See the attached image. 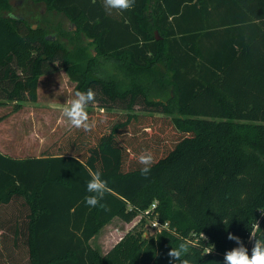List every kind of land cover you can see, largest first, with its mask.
<instances>
[{
    "label": "trees",
    "instance_id": "16d2710c",
    "mask_svg": "<svg viewBox=\"0 0 264 264\" xmlns=\"http://www.w3.org/2000/svg\"><path fill=\"white\" fill-rule=\"evenodd\" d=\"M32 1L64 14L96 54L48 40L45 28L7 16L12 2L0 0L1 100L36 102L40 78L63 68L75 91L96 92L90 120L93 106L137 107L170 117L178 140L154 159L147 179L142 165L127 162L131 145L117 137L130 119L94 141L73 128L41 157L0 153V206L18 200L28 209L14 229L25 239L29 264H165L142 254L141 236L129 234L105 258L90 245L115 218L130 223L156 201L161 221L180 232H163L161 240L178 247L191 232L210 237L218 254L190 247L192 264H224L225 253L239 246L228 234L247 247L256 222V238L264 240V29L231 53L222 47L216 70L201 69L205 60L200 65L190 30L182 29L184 12L198 0H135L132 9L110 14L103 0ZM234 2L264 26V0ZM90 171L108 182L107 211L84 203Z\"/></svg>",
    "mask_w": 264,
    "mask_h": 264
},
{
    "label": "rangeland",
    "instance_id": "374dc122",
    "mask_svg": "<svg viewBox=\"0 0 264 264\" xmlns=\"http://www.w3.org/2000/svg\"><path fill=\"white\" fill-rule=\"evenodd\" d=\"M11 2L12 11L7 16L24 20L30 26L36 25V29L45 28L48 36H57V40L68 48L80 45L96 54L94 46L84 34L78 29L69 30L73 25L64 14L48 11L45 4L32 0ZM56 70L40 78L36 102L26 99L18 103L0 99L2 103L0 121H5V125L0 128L3 129V140L13 149H23L24 156H43L46 150L66 137L74 128L64 117L63 108L67 101L74 98L76 84L69 79L63 68ZM92 108L95 113L93 118L95 128L89 132L90 141L107 136L114 126L121 125L129 119L133 120L130 126L121 129L117 134L120 142L125 146L131 145L133 149L127 153L129 158L127 162H137V165H140L138 156L146 151L151 152L155 159L178 140V134L171 128L170 117L162 114L146 113L137 107L133 111L119 109L110 111L97 106ZM15 111L22 113L15 118L9 117L13 116ZM38 148L40 151H37ZM27 214L28 209L22 206V201L15 200L9 205L0 206V264H29L25 239L21 235L17 236L14 229L15 225L23 223ZM129 234L147 240L143 255L148 254V257L155 255L162 258L165 264H170L168 252L174 245L168 239L161 240L159 235L162 233L156 232L148 220L140 218L130 223L116 218L101 229L90 245L100 257L105 258L116 251L118 245ZM170 234L175 238L180 237V232L176 235ZM172 263L174 261H171Z\"/></svg>",
    "mask_w": 264,
    "mask_h": 264
},
{
    "label": "crops",
    "instance_id": "0c3cea01",
    "mask_svg": "<svg viewBox=\"0 0 264 264\" xmlns=\"http://www.w3.org/2000/svg\"><path fill=\"white\" fill-rule=\"evenodd\" d=\"M240 6L238 3L236 5L234 0H198L196 6L191 5L184 12L182 29L188 28L190 30V37L192 38L190 45L198 51L200 65L204 62L202 60H205L203 63L205 67L201 65V69L216 70L214 65L218 63V58L220 57V61L221 56L225 53L221 50L222 47L229 45L231 53V46L242 47L251 42L256 34L263 31V24L259 20L250 19V14L246 12L244 7ZM227 23L228 25H225ZM226 30L228 32H225ZM225 33H228L227 38L224 37ZM193 39L195 40L193 41ZM225 39H228V42H223ZM20 113L22 112L15 111L13 116L9 117L15 118ZM2 125H5V121H0V128ZM2 130L0 129L1 154L16 159L41 157V155L27 157L22 154L23 149L9 147L3 140ZM37 151L40 149L38 148Z\"/></svg>",
    "mask_w": 264,
    "mask_h": 264
},
{
    "label": "clouds",
    "instance_id": "9594fccd",
    "mask_svg": "<svg viewBox=\"0 0 264 264\" xmlns=\"http://www.w3.org/2000/svg\"><path fill=\"white\" fill-rule=\"evenodd\" d=\"M92 2L95 3L96 0H92ZM134 4L135 0H103V7L109 14L113 10L118 12L128 11L133 8ZM95 102L96 92L93 89L89 88L87 91H76L74 98L67 101L63 108V115L67 118L72 127L90 132L95 128V121L90 120L87 108L90 104H94ZM154 162V156L151 152L146 151L138 156V163L142 165L140 169L141 175L145 179L150 175L151 167ZM90 176L91 179L87 182V192L90 193V195L84 198V203L90 208L99 206L106 211L109 210L107 205L102 203L106 194L110 191L108 182L102 178V173L100 171H90ZM163 226L167 228V223L165 222ZM260 229L258 222L250 229V239H255L251 254H249L248 248L244 246L240 237L229 233L228 239L235 241L239 246L226 252L224 264H264V240L256 238V233ZM190 247V241L182 242L178 247H172L171 251L168 252V256L175 264H192V261L187 258L190 253ZM214 250L215 248L205 247L203 256L212 254Z\"/></svg>",
    "mask_w": 264,
    "mask_h": 264
},
{
    "label": "built area",
    "instance_id": "2783aa9c",
    "mask_svg": "<svg viewBox=\"0 0 264 264\" xmlns=\"http://www.w3.org/2000/svg\"><path fill=\"white\" fill-rule=\"evenodd\" d=\"M158 209V203L154 202L148 209L146 210H141L139 215L136 218H140L141 220H148L150 225L152 226V228L158 232V233H163V232H171L174 235L177 233L175 228L173 229L171 227V224L169 221H161L159 213L157 211ZM135 218V219H136ZM167 223V228H165L163 226L164 223ZM204 234V235H203ZM206 239H205V237ZM185 241H190L191 242V247H203L205 249V247L207 248H212L214 249L215 247L213 245H209L210 244V237L205 234V233H196V232H191L189 233L188 236H181ZM255 243V239H250V235L249 238L247 239V248L249 250V252L251 251L252 246ZM202 244H204V246H201ZM203 249V252H204ZM218 254L217 250L215 249L214 252L212 254L209 255H216ZM226 254V253H225Z\"/></svg>",
    "mask_w": 264,
    "mask_h": 264
},
{
    "label": "water",
    "instance_id": "95a60500",
    "mask_svg": "<svg viewBox=\"0 0 264 264\" xmlns=\"http://www.w3.org/2000/svg\"><path fill=\"white\" fill-rule=\"evenodd\" d=\"M37 26L35 25L34 26V29H36ZM70 30H74L76 31L77 30V27L76 26H73L72 28H70ZM158 35V33H156ZM48 40H52V41H56L57 40V36H48L47 37ZM157 39H160V37L158 36Z\"/></svg>",
    "mask_w": 264,
    "mask_h": 264
}]
</instances>
